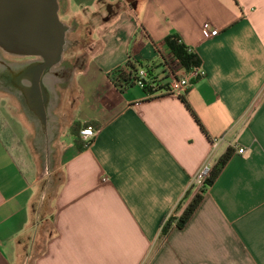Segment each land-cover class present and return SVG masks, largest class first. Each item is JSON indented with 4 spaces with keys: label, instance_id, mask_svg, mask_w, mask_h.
I'll return each instance as SVG.
<instances>
[{
    "label": "crops",
    "instance_id": "obj_1",
    "mask_svg": "<svg viewBox=\"0 0 264 264\" xmlns=\"http://www.w3.org/2000/svg\"><path fill=\"white\" fill-rule=\"evenodd\" d=\"M60 3L79 53L55 88L49 158L34 148L23 102L0 88V264H264V0ZM171 34L205 74L184 101L112 84L110 72L136 61L164 90L166 66L178 64ZM86 127L98 135L80 149ZM230 149L187 224L159 241L164 220L176 223L198 193L202 165Z\"/></svg>",
    "mask_w": 264,
    "mask_h": 264
},
{
    "label": "water",
    "instance_id": "obj_2",
    "mask_svg": "<svg viewBox=\"0 0 264 264\" xmlns=\"http://www.w3.org/2000/svg\"><path fill=\"white\" fill-rule=\"evenodd\" d=\"M59 2L0 0V50L14 57L33 58L21 65H11L0 57V88L23 102L35 124L34 148L47 158L52 153L50 145L56 130L51 121L56 97L54 83L70 77L63 59L71 47L67 37L75 29L60 20ZM43 167V176L48 175L49 163L45 162Z\"/></svg>",
    "mask_w": 264,
    "mask_h": 264
},
{
    "label": "trees",
    "instance_id": "obj_3",
    "mask_svg": "<svg viewBox=\"0 0 264 264\" xmlns=\"http://www.w3.org/2000/svg\"><path fill=\"white\" fill-rule=\"evenodd\" d=\"M164 42L169 52L177 61L178 65H180L181 69L184 70V73L189 72L193 68L201 67V62L198 56L190 48L184 46L177 35L171 34L165 39ZM141 68L147 70L148 78L151 81L150 83H153L156 87L155 90H152V88L149 86V83L146 88L141 89L142 91H144L148 98L155 97L157 95L155 94V91L161 93L166 89L165 88L163 90V88L160 87L159 81H157V77L154 75V69L152 67L148 68L146 66H142L139 62L136 61H128L125 64L117 67L109 73L108 77L112 84L122 92L136 85L137 73L138 70ZM181 99L183 100L182 97ZM79 141L76 142L78 147H80V149H84V143L82 141ZM232 154L233 151L230 149L219 158L215 166L212 168L209 177L204 182L202 187L198 189V193L193 197V199L184 209L176 223L174 222L175 219L174 215L172 214L162 223V225L160 226L158 239L159 241L165 239V237L169 234L173 227L181 229L187 224V222L201 203L205 192L208 188L212 186V184L218 178L222 169L229 162Z\"/></svg>",
    "mask_w": 264,
    "mask_h": 264
},
{
    "label": "built area",
    "instance_id": "obj_4",
    "mask_svg": "<svg viewBox=\"0 0 264 264\" xmlns=\"http://www.w3.org/2000/svg\"><path fill=\"white\" fill-rule=\"evenodd\" d=\"M204 30L208 35L209 34L211 35V33L212 34L216 33L215 30L210 32L208 25H204ZM177 67L178 69H181L180 65H178ZM166 68H167L169 78H170L169 83L166 89L162 91L161 93H159L158 91H155V94H157L156 96L170 95V96L183 97L185 95L187 88L191 86V80L203 78L205 75L204 72H202L201 67L193 68L181 77L177 74L176 69L172 68L171 63H169L168 66H166ZM150 82L151 81L148 78L147 70L143 68L139 69L137 73V79H136L135 86L140 89H144L147 87V85ZM149 86L152 88V90H155L156 88L153 83H150ZM97 135H98V131L90 127L81 129L79 133L80 139L85 144L86 147H88L93 142V140L96 138ZM223 141H224L223 137L214 138L211 140L210 146H211L212 153L216 151V149L219 147V145ZM238 153L242 154L243 149H239ZM212 168L213 167L211 166L210 159L202 165V167L200 168V170L198 171V173L196 174L193 180V185L197 187V189L202 187L204 182L209 177Z\"/></svg>",
    "mask_w": 264,
    "mask_h": 264
},
{
    "label": "rangeland",
    "instance_id": "obj_5",
    "mask_svg": "<svg viewBox=\"0 0 264 264\" xmlns=\"http://www.w3.org/2000/svg\"><path fill=\"white\" fill-rule=\"evenodd\" d=\"M60 8H61V3L59 4V10H60ZM59 17H60V20L64 24L69 25V26L70 25H73V22L72 23L69 22L71 20V17L69 15L68 16H65L64 13H63V11H59ZM67 38H68V40H74L75 37H74V35L72 33V34H69ZM71 49H69L70 51L67 50L68 52L66 51V53L64 54V59H63L64 62H63V64H65L66 62L70 61L71 58H73L72 55L73 54L75 55L78 52L77 50L76 51H73ZM0 57H1L2 60H4L8 64H15V65H21V64H23V62L22 61H19L17 58L15 60L14 56H10V55L5 54V53L3 54V52H1V50H0ZM11 58H14V60H10ZM171 66H172V68H175L176 69L177 74H178L179 71H180V69H178V67H177L178 65L176 63H172ZM57 86H58V84L57 83H54V87L56 88ZM47 181H48V184H52L53 183L52 180L47 179ZM54 182H56V181H54ZM50 233H51V227H50V224L48 222V223L45 224V227L43 229V233H42V236L44 237L43 240Z\"/></svg>",
    "mask_w": 264,
    "mask_h": 264
},
{
    "label": "flooded vegetation",
    "instance_id": "obj_6",
    "mask_svg": "<svg viewBox=\"0 0 264 264\" xmlns=\"http://www.w3.org/2000/svg\"><path fill=\"white\" fill-rule=\"evenodd\" d=\"M2 52V51H1ZM3 54H4V52H3ZM15 58V60H16V58L19 60V61H22L23 63H25L26 61H30V60H32L33 58H30V57H14ZM14 58H11L10 60H14ZM11 65H15V64H11ZM25 73V72H24ZM8 76H9V78H10V74H7Z\"/></svg>",
    "mask_w": 264,
    "mask_h": 264
}]
</instances>
